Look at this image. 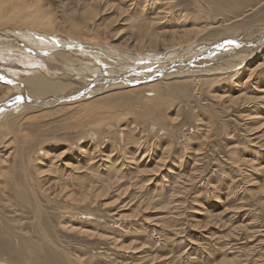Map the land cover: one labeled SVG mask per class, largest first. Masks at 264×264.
Returning a JSON list of instances; mask_svg holds the SVG:
<instances>
[{"label":"rangeland","instance_id":"1","mask_svg":"<svg viewBox=\"0 0 264 264\" xmlns=\"http://www.w3.org/2000/svg\"><path fill=\"white\" fill-rule=\"evenodd\" d=\"M41 1L58 25L73 32L79 28L104 46L107 41L126 42L138 30L136 23L163 32L176 28L172 25L177 22L178 27L194 21L206 25L213 17L198 0H138L132 10H126L121 0H100L109 8L103 12L100 6L95 20L84 10L96 0ZM161 5L171 15L156 28L150 17ZM118 7L126 13L117 12ZM224 17L228 21L233 16ZM233 46L228 48L236 55ZM197 47L205 48L201 43ZM109 51L94 56L106 61L112 56ZM172 54L170 58L178 62ZM32 67H20L16 78L10 72L5 76L25 79L26 73L33 74ZM43 68V74L48 72ZM206 68L226 70L214 62ZM100 72L78 76L82 85L92 86L102 77ZM68 73L74 76L75 72L68 68ZM233 75L211 83H190L187 95L181 97L170 87L158 86L159 107L153 97L144 100V93L116 95L114 91L87 98L85 107L71 109L64 104L60 110L53 106L24 117L17 132L0 139V264H264V100L256 99L264 89V71L262 82L259 77V82H247L248 76ZM9 79L1 83H12ZM59 80L63 82L55 79ZM242 94L249 99L236 105L224 98ZM112 96L125 97L113 112L103 108L97 113V106H91L94 99ZM24 97L29 95L17 91L7 102H0V116L14 111V104L31 103ZM149 109H156L151 115L159 113L160 118L147 116L145 121L142 117L150 114ZM91 146L105 160L103 165L91 164L90 156L83 153ZM62 150H67L63 161L70 166L60 162L64 167L59 169L56 156ZM163 153L167 157L163 169L148 176ZM116 177L119 187L100 198L95 194L86 198L88 189L102 192L103 184ZM62 190L86 202L68 200ZM81 228L90 234L81 233Z\"/></svg>","mask_w":264,"mask_h":264},{"label":"bare ground","instance_id":"2","mask_svg":"<svg viewBox=\"0 0 264 264\" xmlns=\"http://www.w3.org/2000/svg\"><path fill=\"white\" fill-rule=\"evenodd\" d=\"M121 1L126 2V10H132L133 7H136L138 2V0H121ZM198 2L201 7L205 6L206 9L208 10V13L211 14V16H213L210 17V19H208L209 23L206 25H202L203 23L202 24L195 23L196 21H194L190 23L187 22L188 24H184L178 27V22H177L176 25L171 24L173 27L176 26V28L165 30L163 32L160 30V32H158L155 31L154 28H153L154 31H151V29H147L144 27L146 25L142 24L138 26V24L136 23V25L133 26L138 28V30H133L130 36L126 39V42H121L117 44L115 43V40L111 41L110 43L109 41H107L108 44L110 45L107 44L104 46L100 44V41L99 42L97 41V39L99 40V38L97 39L90 38V36L86 35V32H82V30L79 28H76V31L73 32V30H67L65 27L58 25V23L55 22L54 19L55 17H52L51 14H49L46 9H43L44 4L41 0L38 1L33 0L30 3H27L26 1L23 0H0V102L1 103L7 102L8 99L17 91L20 92L22 91V93L25 92L26 94H28L30 99L26 97L24 98L26 100L31 101V103H27V104L26 102L14 104L16 107L14 111L11 110L7 113H3V115L0 116V139H3L5 136L7 137L8 132L12 134L16 130V128H19L21 126L22 120L25 121V119L30 115H32L31 117H33L34 113H39L43 109L46 110V108L50 109L53 106L54 107L58 106L59 108V106H64V104H69L70 106H72L71 109H73V107L76 108V106L77 107L81 105L84 106V104L88 102L91 97L94 98L95 96L101 95L102 93L109 94L110 92H114V91H116V95L117 94L130 95L131 93L132 94L144 93V97H143L144 100L153 97L151 99H154L153 102L157 105V107H159L158 91L156 90L158 86L170 87L172 88V90H174L175 95L177 94V97L179 95L181 97L187 95L188 93L187 85L190 83H194V84H200L201 82L211 83V80L225 79L227 78V76H230V74H234L233 77L237 76V78L239 79L241 76L246 75L248 76L247 82L257 80L259 77L260 78L259 80L262 82L263 78L261 79V75L262 72L264 71V45L262 44L264 43V0H198ZM102 5L103 4L101 3L100 0H96L95 2L91 3L89 6H86V10H84L85 12L83 11L84 15L90 14L91 16L94 17L92 18L95 20L97 13L99 11L98 9ZM163 5L158 7L159 11L155 9L150 17L149 23L153 24L154 27L156 26V28L157 26L159 27L158 24L162 19H166L168 18V16L171 15L169 9L163 8L162 7ZM102 7H103V12L107 11V9L109 8V6L106 4H104ZM115 10L119 13L121 12L126 13L124 7L123 8L118 7ZM226 14H230L233 17H231V19H229L228 21H225L224 15ZM182 18L185 21L187 19L185 17ZM94 20H92V22ZM181 22L179 23V25L182 24ZM97 28L99 29L101 27L98 26ZM99 32L103 33V29L101 31L98 30V33ZM41 37H43L44 39H42ZM50 38H52V41L50 40ZM41 39L46 41H42ZM53 39H56L60 44L64 46V48L67 47L66 43L67 41H69V42H74L76 45L77 44L84 45L87 47V50L91 49V53L93 51L92 55H98V54L100 55L104 50L108 52H110L109 50H111L112 56H108V59L106 61H100L103 64L102 67L95 64L94 62H90L89 57L87 56L86 57L82 56L77 52L66 53L63 52L64 48L63 49L55 48V44H54L55 40ZM103 40H108V39L103 37ZM259 42L262 43L259 44ZM105 43L103 42V44ZM200 43L203 44L204 47L206 46V48H204L203 51H201L202 49L197 47V45ZM101 46L104 47L102 48ZM212 46H219L217 49H220V47H224L226 51L224 52L225 54L220 55L214 53L212 54L215 57L214 58L213 56H211V52H209V49ZM229 46L236 47V51H237L236 55H235V51L230 50V48H228ZM99 47L101 49H99ZM238 50L241 51L239 52ZM42 52H50L52 54L51 56L46 57V56H42L41 54ZM161 52L168 53L166 55L165 61L166 62L171 61L169 62L170 65L172 64V62L176 64L173 57L170 58L169 56L170 54L175 53L177 59L179 58L178 62L183 61L186 63V65H188V67H182L185 65L184 64L181 66L183 68L182 70H178V68H181L178 66L175 67L176 69L173 70L172 72L170 73L166 72L165 75L161 79H159L161 83H154L156 81H153L150 83H146L140 86H133V87L132 86L129 87L128 82L126 84L123 83V81L121 80L123 76H126L130 73H136L135 72L136 70L144 72L147 68L150 67L148 66V64L141 66V62H138L143 56L156 55ZM258 52L261 53L258 54ZM180 53L183 55H179ZM206 54H209L210 58L213 57L212 59H210L212 62L214 61V63H217L221 67H226V70L219 71V69L218 70L207 69L206 68L207 61L205 60L206 59L205 57H209V56H207ZM255 54L258 55L255 57ZM167 56H169V59L167 58ZM248 57L251 58L248 60L247 59ZM148 59H150L148 60L149 64L154 63L153 60L154 57L151 56L148 57ZM245 59L247 60L245 63H243ZM198 60H202V62L199 63ZM193 61H195V64L191 63ZM66 65H68L69 71L72 70L73 72H75L74 76L72 74L71 76H69L68 68L64 67ZM22 66L24 67L33 66L31 69H29V71L32 72L33 74H36L38 77L28 72L25 74L26 75L25 79L19 78L22 82H20L19 79L16 80L15 78L17 77V74H19V71L21 70L20 67ZM37 66L38 67L40 66L41 68L44 67L43 69L46 68L48 72L44 70L45 74H43L40 70L41 68L39 67L40 69H38ZM155 68H157L156 70H158L159 67H155ZM96 71L99 72L102 71V73L100 72L102 77L101 76L98 77V82L92 86L91 85L86 86L84 84L82 85L81 82L82 78H80L78 74L87 73L88 75L95 73ZM8 72L15 75V78L9 79L12 78V76L11 77L5 76L7 75ZM39 74L42 77H39L40 76ZM142 75H145L146 77V75L151 76L152 74H142ZM94 76L95 75H92L91 78L92 77L94 78ZM74 77L76 79H79L78 81H76V83L79 84L78 86L74 81L75 79ZM57 78H61L63 82H61V80L55 81V79ZM3 79L4 80L9 79L12 81V83L2 84L1 81ZM142 79L143 77H139L137 79H131L130 81L142 80ZM71 82H74V86L70 85ZM234 83L236 84V82ZM243 89L246 90V88L244 87ZM259 91L262 93L263 96L262 95L260 97L257 96L256 99L262 101L264 100V89H261ZM80 92L82 93L80 97H77L70 101H63L61 103H58L56 101L57 98H65L66 95H67L66 97H69L73 94H77V93L79 94ZM243 94L238 97L236 96L225 97L226 96L225 94L224 98H227L228 99L227 103H230L231 105V103L234 104L238 103V101H241L245 98L246 100L249 99L247 98V96H243ZM230 95L231 94H229V96ZM101 97L102 95L100 96V98ZM112 97L111 98L108 97L109 99L106 98L100 99L98 97L99 100L97 99L95 101L94 99V102L92 103L91 106H97L96 109L97 113L103 112V108H106L108 112L109 111L111 112V110L113 112V110L116 107L121 106L125 97L124 96L113 97V98ZM87 98H89V100H87ZM256 99H250V100L254 101ZM104 104L105 107H103ZM7 105L9 106L8 103ZM86 105L88 104H85V106ZM2 107H4V105ZM64 107H66V105ZM10 108H13V105ZM60 109L61 108H59V110ZM2 111L3 109H1L0 113ZM62 111H64V109ZM156 111H157L156 109H153V111L149 109L148 113L150 114H147L142 118L145 121L148 120V118L150 120L151 117L152 119L157 120L160 118L159 115L156 116L159 113L155 115H151ZM102 114L101 115L97 114V116L98 115L103 116ZM24 117L25 119H23ZM92 117L94 116L92 115ZM95 118L93 119L95 120ZM96 120L99 119L97 118ZM97 136L99 135L97 134ZM96 138H100V137H96ZM101 138H103V136ZM66 152L67 150H62L60 154H58L57 156L55 155L56 161H58V164L55 167L57 168L59 167L60 169L63 168L64 166H66V168L70 166L69 163H64L63 161L67 156ZM83 153L86 156L87 155L90 156L91 164H96L95 162H99V163L101 162L103 165V163L105 162V160L103 161L101 159L103 157L100 158V155L98 154L96 147H92L90 148V150L83 151ZM166 158L167 157L163 153V155L157 161L155 168L153 170L147 171L148 176H151L153 172L157 173L160 169H163L162 167L164 165V162L166 161ZM132 159L136 160L133 156H129V160ZM60 162L62 164L64 163L63 164L64 166L61 165ZM129 163L132 164L134 162L131 161ZM106 168L108 167L106 166ZM115 169L119 170V167L115 165ZM77 170H80V168H78ZM145 171L146 170L143 169V172ZM118 178L116 177L114 180L104 183L102 192H100L99 190H97L99 192H96V190L94 192L93 191L94 188L88 189L86 198L89 199L91 196L93 197L94 194L96 195L95 197L100 198L103 196L102 195L103 192L107 193L108 190L117 186L119 187L120 181ZM44 191L45 193L49 192L46 189ZM61 192L65 194L68 200H72L75 202L80 201V204L82 202H86V200H82V199L80 200L75 198L72 192L69 193L65 190H62ZM68 228L69 230H74L71 227ZM79 230H81L80 232L84 234H90L91 232L87 229H82V228Z\"/></svg>","mask_w":264,"mask_h":264},{"label":"water","instance_id":"3","mask_svg":"<svg viewBox=\"0 0 264 264\" xmlns=\"http://www.w3.org/2000/svg\"><path fill=\"white\" fill-rule=\"evenodd\" d=\"M46 36V35H45ZM51 37V36H50ZM42 39H44L43 37H41ZM53 38H55V37H53ZM41 39V40H42ZM50 40L52 41V38H50ZM53 40H55L54 41V44H55V48H58V49H63L64 48V46L62 45V44H60L56 39H53ZM42 41H46V40H42ZM69 43V44H68ZM66 45H67V47H65L64 49H63V52H66V53H75V52H77V53H79V54H81L82 56H87V55H90V57H89V60H90V62H94L95 64H97V65H99V66H101L102 64H101V62H100V60L97 58V57H95L94 55H92L88 50H87V47L86 46H84V45H80V44H75L74 42H69V41H67V43H66ZM219 46H212L210 49H209V52H211V56H213L212 54H218V52L221 50H225V49H223V48H221L220 47V49H217ZM205 48H206V46H205ZM42 54V56H46V57H49V56H51V54L52 53H50V52H42L41 53ZM168 53H158V54H156V55H153L152 57H154V64L152 65H149V66H152V67H149V68H147L144 72L143 71H139V70H136L135 72L136 73H130V74H128V75H126V76H123L122 78H121V80L123 81V83L124 84H126L127 82H128V86L129 87H133V86H140V85H143V84H146V83H150V82H153V81H157V80H159V79H161L164 75H165V73L166 72H168V73H170V72H172L173 70H175L176 68L175 67H178V66H182V65H184L185 67H188V65H186V63L185 62H183V61H181V62H177L176 61V64L174 63V62H172V64L170 65V63L169 62H171V61H169V62H166L165 61V58H166V55H167ZM207 56H209V54H206ZM203 57H205V56H203ZM214 57V56H213ZM212 57V58H213ZM206 59V61H207V63H212V61L210 60V59H212V58H210V56L209 57H205ZM215 58V57H214ZM148 60H150V59H148V57L147 58H145V59H143V60H141L140 59V61H138V62H141V64L142 65H146V64H149V62H148ZM204 60V59H203ZM198 62L199 63H201L202 62V60H198ZM214 62V61H213ZM194 64H195V61H194ZM215 64V63H214ZM158 65H160V66H162V68L161 69H159V70H156L154 67H157ZM153 68H154V70H153ZM163 69V70H162ZM103 71H105V70H103ZM142 74H152L151 76H147L146 75V77H145V75H142ZM139 77H143V79L142 80H134V81H130L131 79H137V78H139ZM129 80V81H128ZM77 84V83H76ZM79 84H77V86H78ZM87 93V92H86ZM85 93V94H86ZM82 93L80 92L79 94L77 93V94H73V95H71V96H69V97H65V98H57L56 99V101L58 102V103H61V102H63V101H70V100H72V99H75V98H77V97H80V95H81ZM84 94V95H85Z\"/></svg>","mask_w":264,"mask_h":264},{"label":"snow or ice","instance_id":"4","mask_svg":"<svg viewBox=\"0 0 264 264\" xmlns=\"http://www.w3.org/2000/svg\"><path fill=\"white\" fill-rule=\"evenodd\" d=\"M237 46H239V45H237Z\"/></svg>","mask_w":264,"mask_h":264}]
</instances>
